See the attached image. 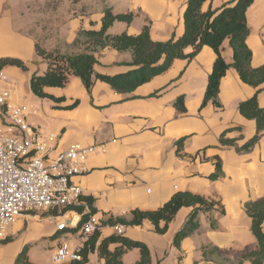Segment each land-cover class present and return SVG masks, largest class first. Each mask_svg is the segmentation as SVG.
Returning <instances> with one entry per match:
<instances>
[{"label":"crops","instance_id":"obj_1","mask_svg":"<svg viewBox=\"0 0 264 264\" xmlns=\"http://www.w3.org/2000/svg\"><path fill=\"white\" fill-rule=\"evenodd\" d=\"M230 1L206 0L203 9H219ZM106 5L114 13H134L130 23L116 20L108 29L110 34L136 35L146 23L151 25L154 40L184 33L187 0H0V57L16 56L28 64L25 70L6 66L1 71L6 77L0 75V89H11L15 103L37 110L27 115L32 125L43 133L58 135L50 158L72 143L101 146L88 156L87 171L72 180L83 188V195L95 198L99 219L106 213L124 215L135 208L157 209L177 191L220 199L225 207L215 228L209 213L201 212L199 228L179 246L174 237L185 224L191 206L180 208L165 233L156 232L149 220L124 226L122 232L116 225L101 226L98 245L103 237L118 232L145 242L151 252L150 264H222L216 256L205 259L204 247L208 245L227 250L225 255L234 264H252L247 259L238 263V255L258 246L245 204L264 196V134L247 151L222 145L220 136L225 133L242 145L255 134V120L240 113L239 103L259 90V103L264 106V83L252 86L230 67L220 82L222 106L216 107L211 101L202 104L216 58L215 50L204 45L194 58L175 59L168 70L130 93L118 92L99 79L89 92L78 76H72L64 87L46 88L58 100L33 93V74L47 70V63L36 52V43L41 42L48 50L72 52L71 44L80 28L101 27ZM247 19V43L253 52L252 65L257 67L264 63V0H254ZM191 50V46L186 49ZM222 54L227 63L233 62L229 39L223 42ZM97 56L95 69L100 73L112 75L134 68L131 51L106 47ZM180 96H184L186 110L175 106ZM4 122L0 112V126ZM218 159L222 175L213 179ZM65 208L18 217L0 242V264H15L25 245L29 246V259L37 264H56L51 256L54 258L56 248L63 243L72 249L82 248L86 241L78 228L82 215ZM63 219H69V226L58 230L57 223ZM38 250L49 254L50 262L40 260V253H35ZM140 256L139 248H131L123 261L134 264ZM87 264H105V260L94 251Z\"/></svg>","mask_w":264,"mask_h":264},{"label":"trees","instance_id":"obj_2","mask_svg":"<svg viewBox=\"0 0 264 264\" xmlns=\"http://www.w3.org/2000/svg\"><path fill=\"white\" fill-rule=\"evenodd\" d=\"M206 0H187L184 12L185 30L180 36L173 35L167 40H154L151 36V25L146 23L139 34L128 32L110 34L108 29L116 20L130 23L134 13H114L109 5L104 7L102 25L99 29L80 28L73 40L72 52L61 50H48L41 42L36 43L37 54L47 63L44 73H34L31 79V88L34 94L42 98L60 99L46 91L47 87H64L72 76L82 79L86 89L91 92L96 80L107 82L118 92L130 93L138 86L150 81L156 75L164 73L170 68L177 58L192 59L204 45L211 46L216 52L213 68L208 77V83L202 104L212 102L216 107L222 104L219 98L220 82L230 67L236 68L242 80L252 86L264 83V63L254 67L252 65V49L247 43L250 27L247 19V10L254 0H231L223 4L219 9H203ZM229 39L233 49V62L227 63L222 54L223 42ZM192 50L187 52L188 47ZM111 47L119 51H131L134 68L117 74H105L97 72L95 65L98 63L97 54L104 48ZM17 66L27 69L28 64L16 56L0 57V72L6 66ZM259 90L250 98L239 103L240 113L248 119L256 122V132L242 145H237L235 139L220 136L222 145H234L238 151L250 150L264 134V106H261L258 98ZM77 101L74 103L76 104ZM175 106L180 110H186L184 96L175 101ZM183 139L178 144L182 145ZM216 171L211 175L213 179L222 175V162H216ZM87 206L89 211H86ZM183 206L193 207L183 227L177 231L174 243L179 246L187 236L193 234L200 226L199 215L208 212L212 227H217L218 216L225 212V207L220 199L208 198L191 191H177L171 198L157 209L135 208L124 215L106 213L100 219L95 231L89 235L81 248V259H72L60 264H87L91 252L98 251L105 264H125L124 253L131 248L140 249V259L134 264H150L151 252L148 245L140 240L131 239L121 233L113 232L101 239V226L142 225L149 220L154 224L158 233H165L177 212ZM72 209L79 212L82 217L80 228L90 217L97 212L95 198L90 195H82L79 203L69 205L65 210ZM246 212L252 217V232L258 240L255 249L247 248L238 255V263L245 259L252 264H264V196L250 200L245 204ZM112 244H117L114 249ZM29 246L25 245L18 254L15 264H37L28 257ZM227 250L217 246L204 247L206 260L218 258L222 264H234L226 257Z\"/></svg>","mask_w":264,"mask_h":264},{"label":"built area","instance_id":"obj_3","mask_svg":"<svg viewBox=\"0 0 264 264\" xmlns=\"http://www.w3.org/2000/svg\"><path fill=\"white\" fill-rule=\"evenodd\" d=\"M0 75L6 77L3 72ZM29 109L37 112L32 105L15 103L11 89H0V112L5 118L0 126V242L20 216L78 203L84 191L73 183V177L87 171L88 156L101 148L72 143L50 158L58 135L43 133L32 125L27 118ZM69 223L63 219L57 223V229L65 230ZM99 223L95 214L90 215L80 227L81 237L87 240ZM123 227L116 225L119 232ZM81 258V248L72 249L67 243L54 253L57 263Z\"/></svg>","mask_w":264,"mask_h":264},{"label":"rangeland","instance_id":"obj_4","mask_svg":"<svg viewBox=\"0 0 264 264\" xmlns=\"http://www.w3.org/2000/svg\"><path fill=\"white\" fill-rule=\"evenodd\" d=\"M31 114L33 113V109H29L28 110ZM69 220V219H68ZM35 253H40V260L44 261V262H50L49 259H50V255L49 254H45V253H42L41 251L38 250V252H35ZM51 259L54 262V258H52L51 256ZM57 264V263H56Z\"/></svg>","mask_w":264,"mask_h":264}]
</instances>
